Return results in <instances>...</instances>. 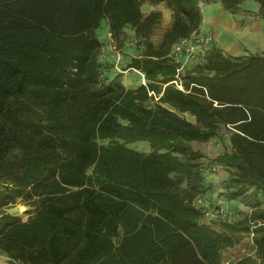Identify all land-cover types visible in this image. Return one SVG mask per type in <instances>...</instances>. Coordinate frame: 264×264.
<instances>
[{"label":"trees","instance_id":"trees-1","mask_svg":"<svg viewBox=\"0 0 264 264\" xmlns=\"http://www.w3.org/2000/svg\"><path fill=\"white\" fill-rule=\"evenodd\" d=\"M145 1L175 14L159 46L162 11ZM220 1L235 13L246 0ZM202 21V0H0V251L21 264H224L254 228L255 252L234 264H264V49L211 41L178 58ZM104 26L135 32L123 57L102 56ZM132 69L146 83L128 87ZM213 138L216 155L195 145ZM19 199L28 219L8 210ZM234 200L251 210L238 218ZM221 205V229L203 221Z\"/></svg>","mask_w":264,"mask_h":264},{"label":"rangeland","instance_id":"rangeland-1","mask_svg":"<svg viewBox=\"0 0 264 264\" xmlns=\"http://www.w3.org/2000/svg\"><path fill=\"white\" fill-rule=\"evenodd\" d=\"M143 10L146 15L149 14L152 10L162 11V17L160 21L156 23V25L150 32V38L157 46H159L164 40L166 32L173 25L175 19L174 11L172 8L167 6L166 2L153 3L151 1H145L143 3ZM202 10L203 21L200 26V31L202 33L212 32L215 35V39L213 40L215 44L222 47L224 50H226V52L233 54H242L249 51L264 49V18L260 17L258 14L259 4L258 2H256V0H246L243 3L242 7L235 13L227 11L220 0H202ZM219 11L221 13L219 14L220 16L218 15ZM223 13L224 16L222 15ZM228 15L230 18L228 17ZM226 17L228 20L226 19ZM208 19H210V21ZM235 19L237 20L235 21ZM100 35L105 42L102 56L110 57L112 59H115V56L119 54L123 57L126 46H132V41H135V32L133 30H128V32L125 31L121 38L115 39L110 33L108 27L104 26L103 30L100 31ZM230 35L232 36L231 38H229ZM223 36L225 40H223ZM123 38H126V41H124ZM227 39L229 40V42ZM200 46L202 45L196 46L195 50L197 51ZM123 80L128 87H134L145 82L146 78L145 75L141 74L140 71L132 69L125 71ZM185 115L191 119H195V117L188 112H186ZM134 145L143 149L149 148V145L144 142ZM195 145L197 147H201L209 155H216L223 149L222 143L219 142L216 138H213L205 143L196 142ZM218 172H220V170ZM218 172H216V174H218ZM215 195H217V193ZM215 200L219 203L227 204L226 201L223 200L222 196L216 197ZM23 206H25L26 209H24ZM229 206L238 218L242 216L245 211L251 210L252 208V206H250L249 203L244 200H234ZM33 208L34 206L31 203H28L23 199H19L15 205L8 207V210L14 212L15 214L21 215L24 219H28L31 215V212L29 210H33ZM204 220L221 229V225L213 222L211 218L206 217ZM252 247L253 244L249 234H245L243 236V240L239 244H237L234 248H230L231 255L241 257L248 251H250Z\"/></svg>","mask_w":264,"mask_h":264},{"label":"built area","instance_id":"built-area-1","mask_svg":"<svg viewBox=\"0 0 264 264\" xmlns=\"http://www.w3.org/2000/svg\"><path fill=\"white\" fill-rule=\"evenodd\" d=\"M214 39V34L212 32H205L202 33L199 30H195L189 37L183 38L182 40H180L179 42H177L174 45V54L178 57L181 58L182 53L181 51L184 50V52H186V56L187 58L192 56L196 46L198 45H208L211 41H213ZM182 69V68H180ZM181 87H183L182 85H180ZM200 201H203V199H199ZM207 216L211 217H217V216H221V217H225L228 214H231L232 211H229L228 208L224 205L221 206H207ZM260 223H264V220H259V222L257 224ZM254 235H255V230L254 228L251 230V232L249 233V236L251 238L253 247L250 250L252 253L255 252L256 250V242L254 240ZM237 259V256L235 255H230L228 258L225 259L224 264H234L235 261ZM14 264H21L19 261L17 260H13Z\"/></svg>","mask_w":264,"mask_h":264},{"label":"crops","instance_id":"crops-1","mask_svg":"<svg viewBox=\"0 0 264 264\" xmlns=\"http://www.w3.org/2000/svg\"><path fill=\"white\" fill-rule=\"evenodd\" d=\"M203 221L209 223L208 221H205L204 219H203ZM0 264H14V262L10 258L9 255L4 253L3 251H0Z\"/></svg>","mask_w":264,"mask_h":264},{"label":"bare ground","instance_id":"bare-ground-1","mask_svg":"<svg viewBox=\"0 0 264 264\" xmlns=\"http://www.w3.org/2000/svg\"><path fill=\"white\" fill-rule=\"evenodd\" d=\"M214 11H215V10H214ZM217 11H218V9H217ZM221 11H222V9H221ZM206 12H207V11H206ZM210 13H211V12H210ZM217 13H218V12H217ZM208 14H209V13H208ZM219 14H221L220 11H219L218 15H219ZM222 15L224 16V13H223ZM219 16H220V15H219ZM214 17H215V16H214ZM216 17H218V16H216ZM228 17H229V15H228ZM229 18H230V17H229ZM233 18H234V17H233ZM226 19H227V17H226ZM208 20L210 21V19H208ZM227 20H228V19H227ZM236 20H237V19H235V21H236ZM206 21H207V20H206ZM223 21H224V20H223ZM230 22H231V20H230ZM211 23H212V22H211ZM236 23H237V22H236ZM234 24H235V23H234ZM239 24H240V23H239ZM242 25H243V24H242ZM234 28H235V27H234ZM236 28H237V27H236ZM241 29H242V28H241ZM225 30H226V29H225ZM235 30H236V29H235ZM227 31H230V30H227ZM231 31H232V30H231ZM237 31H238V29H237ZM237 31H235V32H237ZM233 32H234V31H233ZM216 33H217V32H216ZM228 33H229V32H228ZM228 33H227V34H228ZM234 34H235V33H234ZM224 35H225V34H224ZM231 35H233V34H231ZM231 35H230V37H229V36H228V37L231 38V37H232ZM239 35H240V34H239ZM226 36H227V35H226ZM229 38H228V39H229ZM220 39H221V38H220ZM228 39H227V40H228ZM223 40H225V39H224V36H223ZM229 40H230V39H229ZM229 40H228V42H229ZM225 42H226V41H225ZM232 42H233V41H232ZM235 42H236V41H235ZM237 43H238V42H237ZM237 43H236V44H237ZM228 45H229V44H228ZM231 45H232V44H231ZM237 46H238V45H237ZM237 46H236V47H237ZM230 47H231V46H230ZM236 47H235V48H236ZM235 48H234V49H235Z\"/></svg>","mask_w":264,"mask_h":264},{"label":"water","instance_id":"water-1","mask_svg":"<svg viewBox=\"0 0 264 264\" xmlns=\"http://www.w3.org/2000/svg\"><path fill=\"white\" fill-rule=\"evenodd\" d=\"M144 83H146V81H145ZM23 208H24V209H26V207H25V206H23Z\"/></svg>","mask_w":264,"mask_h":264}]
</instances>
